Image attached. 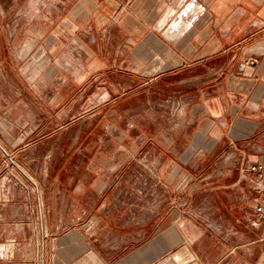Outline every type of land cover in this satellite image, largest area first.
<instances>
[{
	"label": "crops",
	"instance_id": "1",
	"mask_svg": "<svg viewBox=\"0 0 264 264\" xmlns=\"http://www.w3.org/2000/svg\"><path fill=\"white\" fill-rule=\"evenodd\" d=\"M75 5L72 20L88 19L94 67L152 64L155 70L139 74L124 95L140 96L144 80L151 84L148 92L161 95L155 87L165 83L173 88L167 98L183 106L182 117L172 119V128L182 127L177 140L165 132L151 137L165 146L157 159L160 182L166 193L180 196L179 203L164 204L162 213L142 223L103 217L104 204L93 198L103 192L91 175L97 154H80L87 139H77L85 168L71 177H65L66 169L52 171L47 178L53 188L42 195L48 214L60 199L68 202L70 224L83 231L60 239L67 246L60 258L71 264H264V220L254 209L258 193L240 173L243 164L264 160L257 140L264 130V0H78ZM80 27L76 21L73 32ZM33 47L28 42L23 54ZM100 48L117 51V57H102ZM164 65L166 72L159 71ZM181 146L187 149L179 156ZM53 220L45 214L40 222L67 223L64 217ZM16 256L11 252V260Z\"/></svg>",
	"mask_w": 264,
	"mask_h": 264
},
{
	"label": "rangeland",
	"instance_id": "2",
	"mask_svg": "<svg viewBox=\"0 0 264 264\" xmlns=\"http://www.w3.org/2000/svg\"><path fill=\"white\" fill-rule=\"evenodd\" d=\"M77 3L0 0V264H56L57 259L71 264L61 259L67 246L60 239L82 233L81 225L70 224V204L59 196L55 210L43 211L42 195L53 188L47 178L52 171L66 169L65 177H71L85 168L77 139H87L80 154H97L91 175L103 192L93 198L104 204L103 217L138 224L162 213L164 204L179 203L180 195L166 193L157 174L165 146L151 137L169 133L177 140L182 127L172 128V119L182 117L183 106L167 98L173 88L165 83L155 87L161 95L148 92L146 80L140 96L124 95L134 89L139 74L155 70L152 64L94 67L88 19L71 18ZM76 21L81 26L77 33ZM28 42L34 47L23 54ZM98 53L117 57L111 49ZM257 138L264 150V130ZM186 149L178 147L179 156ZM45 214L50 222L64 217L67 223L42 225Z\"/></svg>",
	"mask_w": 264,
	"mask_h": 264
},
{
	"label": "built area",
	"instance_id": "3",
	"mask_svg": "<svg viewBox=\"0 0 264 264\" xmlns=\"http://www.w3.org/2000/svg\"><path fill=\"white\" fill-rule=\"evenodd\" d=\"M241 176L249 178L254 184V191L258 193L255 211L258 214V220H264V160L243 164L240 169Z\"/></svg>",
	"mask_w": 264,
	"mask_h": 264
}]
</instances>
